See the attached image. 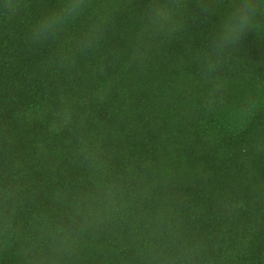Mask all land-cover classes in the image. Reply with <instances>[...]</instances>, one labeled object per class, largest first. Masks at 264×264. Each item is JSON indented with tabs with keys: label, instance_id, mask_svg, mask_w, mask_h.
<instances>
[{
	"label": "trees",
	"instance_id": "obj_1",
	"mask_svg": "<svg viewBox=\"0 0 264 264\" xmlns=\"http://www.w3.org/2000/svg\"><path fill=\"white\" fill-rule=\"evenodd\" d=\"M60 2L0 18V264H264V15L205 78L231 0L151 40L148 0H119L71 67L56 56L94 9L58 44L28 41ZM58 228L70 247L53 252Z\"/></svg>",
	"mask_w": 264,
	"mask_h": 264
},
{
	"label": "clouds",
	"instance_id": "obj_2",
	"mask_svg": "<svg viewBox=\"0 0 264 264\" xmlns=\"http://www.w3.org/2000/svg\"><path fill=\"white\" fill-rule=\"evenodd\" d=\"M148 0L138 13L142 33L150 40L172 37L183 33L190 21L209 20L216 15L221 0ZM28 7L27 0H0V18L12 20ZM119 0H61L59 6L41 15L30 27L28 41L32 46L58 44L68 28L94 9L83 29L71 40V47L56 56L61 67H71L80 56H86L98 48L121 10ZM264 15V0H231L227 11L211 32L206 51L201 54L199 71L205 78L217 73L230 52L239 47L245 35L256 29L259 16ZM143 54V53H142ZM5 200L11 196L6 191ZM11 227L5 219L3 228ZM53 252L70 247L69 236L62 228L56 229L51 238Z\"/></svg>",
	"mask_w": 264,
	"mask_h": 264
}]
</instances>
